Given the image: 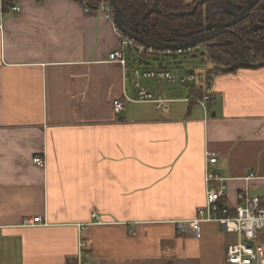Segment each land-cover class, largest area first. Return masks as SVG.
Instances as JSON below:
<instances>
[{
  "label": "crops",
  "instance_id": "0c3cea01",
  "mask_svg": "<svg viewBox=\"0 0 264 264\" xmlns=\"http://www.w3.org/2000/svg\"><path fill=\"white\" fill-rule=\"evenodd\" d=\"M96 1L84 11L93 0H10L0 11V264H67L80 241L99 264H229L238 234L201 221L197 237L187 222L205 215L206 191L220 182L222 206L242 203L239 193L264 198V64L210 60L218 66L202 67L198 86L136 76L170 69L135 45L125 65L109 60L119 36ZM215 23L225 22L207 20L186 38ZM206 74L203 107L193 98ZM135 83L167 109L137 100ZM115 99L125 101L120 113ZM206 172L217 179L206 182ZM37 215L44 224H26Z\"/></svg>",
  "mask_w": 264,
  "mask_h": 264
},
{
  "label": "built area",
  "instance_id": "2783aa9c",
  "mask_svg": "<svg viewBox=\"0 0 264 264\" xmlns=\"http://www.w3.org/2000/svg\"><path fill=\"white\" fill-rule=\"evenodd\" d=\"M84 11H88L93 8L90 4H85ZM105 13V17L113 22L114 30L119 36V48L111 52L108 56L109 60L117 61L123 65L126 64V57L124 56L125 48L128 45H135L139 50V53L149 52L150 47H146L139 44L134 38L124 34L116 22L114 21V8L106 0H100L97 5ZM9 9L18 12L20 10L17 4H10ZM5 10V3L2 0L0 11ZM0 26L1 23H0ZM136 76L143 75L155 79L157 82L163 80L176 81L179 80L181 83L192 82L195 85V75L193 72H188L185 75L177 77L172 71L166 68L159 69H148L143 72L134 70ZM208 75L202 77V85H205L206 90L200 95H197L193 99L200 103L203 107L206 106L208 100L212 98L211 90L207 84ZM138 87L137 100L154 101L156 106L159 108L167 109L168 100L156 97L154 94L146 90L144 87L135 83ZM198 86V85H195ZM113 110L116 113H120L125 108L124 99H115L112 103ZM207 162L212 163L216 160V155L208 153L206 155ZM33 161L39 165H44L42 157H34ZM213 172H206V182L212 178H216ZM256 175L251 171L245 178H255ZM217 179V178H216ZM223 180V178H218ZM225 184L220 182L215 187H209L206 191V206L204 209H200V213L204 212L205 215L197 219H192L187 222L191 229L194 231L197 237L200 236V223L201 221H216L224 231L236 232L239 236L238 240L227 245L225 250V260L229 264H264V244L256 242L258 232L264 228V198L258 196H249L247 193H239L238 199L242 200L241 204H238L235 208L231 209L227 206L220 204V198L224 196ZM219 210L221 213L218 217L215 211ZM233 214V215H232ZM232 215V216H231ZM41 216L37 215L31 219H27L26 224L37 225L44 224ZM85 242L80 241L79 243V254L76 258L70 259L67 264H99L96 260H88L86 253L83 251Z\"/></svg>",
  "mask_w": 264,
  "mask_h": 264
},
{
  "label": "trees",
  "instance_id": "16d2710c",
  "mask_svg": "<svg viewBox=\"0 0 264 264\" xmlns=\"http://www.w3.org/2000/svg\"><path fill=\"white\" fill-rule=\"evenodd\" d=\"M7 1L10 0H3L5 4ZM89 1L90 0H88V2ZM245 1L247 0H242V2ZM96 2V0H93V2H89V4L94 5ZM196 2L197 0H191L189 2H185L183 0H158V6L163 11V14L153 12L145 15V17L144 14L151 5L152 0L148 3H144V0H116V5L120 8L123 24L128 30L135 31V29H139L141 25L144 26V24H148L152 37L161 41L175 43L180 41L183 37L198 32L200 27H202L204 22L207 20L222 22L229 18L226 13L213 12L215 7H228L230 4L227 0H205L203 3L197 2V6L192 13L184 14L182 16L165 14L179 10L189 11L193 8ZM256 6L257 5L251 8L250 16L232 25L230 28H240L246 22H251L252 19L254 21V18L258 15ZM241 34L245 35V33ZM221 36L222 39H224L231 36L233 37L235 34L225 32ZM239 42L234 45H238ZM212 49L213 48H209V51L212 52ZM187 51L188 50H151L149 52H143L142 56L145 58L146 54H149L152 60H157L159 67H165L163 62H159V58H163L164 56L174 58V56L176 57V54L178 53L182 55L187 54Z\"/></svg>",
  "mask_w": 264,
  "mask_h": 264
},
{
  "label": "flooded vegetation",
  "instance_id": "af4514ba",
  "mask_svg": "<svg viewBox=\"0 0 264 264\" xmlns=\"http://www.w3.org/2000/svg\"><path fill=\"white\" fill-rule=\"evenodd\" d=\"M197 2L203 3L201 2V0H197ZM197 2L194 4L192 12L195 10ZM227 2L230 4L228 7L233 9H235L238 5H244L247 3L246 1L242 2V0H227ZM255 5H257L256 7L258 15H256V17L254 18V21L253 19L251 20L252 23L246 22L240 28L226 29V32L235 34V36L224 39H222V36L216 38L212 37L207 42H204V44L201 45L205 49H201V51L204 52V55L207 51L210 52L209 48L217 47V51H212L215 53H211L212 58L208 57L209 60H212L213 62L216 61L217 63L220 62L223 64H227L228 68H233L240 65L259 66L264 64V0H259ZM250 12L251 10H249L246 18L250 16ZM158 14H163V11L160 9V12H158ZM230 18L231 15L229 16V18L222 22H226ZM137 32L139 35H143L144 32H147V34L150 36V27L148 24H144V26L141 25ZM241 33H245V35H242ZM238 42V45H234ZM252 43H255V45H252ZM200 58L202 57L200 56Z\"/></svg>",
  "mask_w": 264,
  "mask_h": 264
},
{
  "label": "water",
  "instance_id": "95a60500",
  "mask_svg": "<svg viewBox=\"0 0 264 264\" xmlns=\"http://www.w3.org/2000/svg\"><path fill=\"white\" fill-rule=\"evenodd\" d=\"M110 3L114 6V20L117 24V26L119 27V29L122 32H125V34L129 35L130 37L134 38L135 40L139 41L140 43L144 44L147 47H152L156 50H166V51H170V50H177V51H181V50H190L193 48H196L198 46H200V44L207 42L210 38L215 37L219 34H221L222 32H224L226 30L227 27L233 25L234 23L238 22L239 20H242L243 18H245L250 10V8L255 5L257 3L258 0H248L246 4H244L242 6V9L239 13H234L232 12L230 9L228 8H222V7H218L214 9L215 11H226L227 13L232 15V18L222 24H206L203 27V32L201 34H197L194 36H191L189 38H184L180 41H177L175 43H170V42H163L160 41L158 39H155L151 36H149L147 34V32H144L143 35H139L138 34V29H135V31H131L128 30L124 24H123V19H122V15H121V11L120 8L116 5V0H109ZM204 0H201V2H203ZM145 2H147V0H145ZM152 12H160V9L158 7V3L157 0H154L152 2V7L146 12L145 15L152 13ZM191 11H179V12H172L171 14L174 16H179V15H183L186 13H190ZM193 57L196 56V53L192 54ZM191 56V57H192ZM200 56L201 61L204 60V52L201 51L200 52Z\"/></svg>",
  "mask_w": 264,
  "mask_h": 264
},
{
  "label": "rangeland",
  "instance_id": "374dc122",
  "mask_svg": "<svg viewBox=\"0 0 264 264\" xmlns=\"http://www.w3.org/2000/svg\"><path fill=\"white\" fill-rule=\"evenodd\" d=\"M252 45H255V43H252ZM200 51H201V47L198 46L196 48L188 50L187 54H184V55L178 53V54H176V57L174 56V58H169L167 56H164L163 58H159V62L160 61L163 62L165 67L169 68L170 70H172L176 73H182V74H179L178 76L185 75L188 72H193L194 75H196V73H199L201 71L202 67H206V68L214 67V68H216L218 66L217 64H214L209 59H207L206 61L205 60L201 61ZM193 53H196L195 57L192 56ZM152 62L156 63L157 60H152ZM218 212H219V210L215 211V214L217 217L221 214ZM220 226H222V225H220Z\"/></svg>",
  "mask_w": 264,
  "mask_h": 264
}]
</instances>
